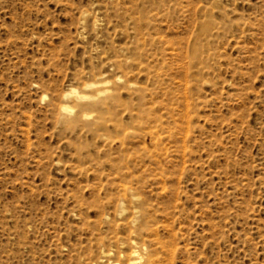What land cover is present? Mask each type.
Masks as SVG:
<instances>
[{
	"label": "rangeland",
	"instance_id": "374dc122",
	"mask_svg": "<svg viewBox=\"0 0 264 264\" xmlns=\"http://www.w3.org/2000/svg\"><path fill=\"white\" fill-rule=\"evenodd\" d=\"M135 246L264 264V0H0V264Z\"/></svg>",
	"mask_w": 264,
	"mask_h": 264
},
{
	"label": "bare ground",
	"instance_id": "6f19581e",
	"mask_svg": "<svg viewBox=\"0 0 264 264\" xmlns=\"http://www.w3.org/2000/svg\"><path fill=\"white\" fill-rule=\"evenodd\" d=\"M118 75V74H117ZM118 77H119V75H118ZM100 82H102V81H100ZM86 84V83H85ZM88 86V88L91 90V92H93L94 94H99V93H101V92H104V91H106L107 90V88L105 87V86H103V85H95V84H90V85H87ZM86 88V87H85ZM71 89V88H70ZM76 94V91L74 90V89H72L71 91H70V94ZM78 93V92H77ZM77 96V98L79 99V100H81V99H85L86 97L83 95V94H76ZM97 97V96H96ZM62 109L63 110H65V111H71V107L70 106H68L67 104L65 105L64 104V106L62 107ZM151 134H152V131L150 132ZM153 137V136H152ZM154 139V138H153ZM125 178V177H124ZM118 183H120V182H118ZM125 182H123V184H124ZM126 184V183H125ZM121 185V184H120ZM126 186V185H125ZM121 188H122V190H123V193L125 194L126 192H128V190H129V188L128 187H123V185H121ZM162 188V187H161ZM131 190V189H130ZM131 196H133V195H131ZM137 197V196H136ZM120 198V197H119ZM135 198V197H134ZM138 199V198H137ZM133 205V204H132ZM133 207V206H132ZM132 210H134V209H132ZM136 210V209H135ZM137 214H138V210H137ZM136 215V214H135ZM133 216H134V214H133ZM136 220V219H135ZM137 222V221H136ZM133 223H135L134 221H133ZM144 228V227H143ZM163 243V242H162ZM168 245V244H167ZM140 247H138V246H135L134 248H132V254H131V258H130V260H131V262L132 263H141V264H154V260L151 258V253L150 252H147V257L146 258H143V256L142 255H140ZM135 261V262H134ZM107 264H115V263H113V261H111V260H109L108 262H107Z\"/></svg>",
	"mask_w": 264,
	"mask_h": 264
}]
</instances>
